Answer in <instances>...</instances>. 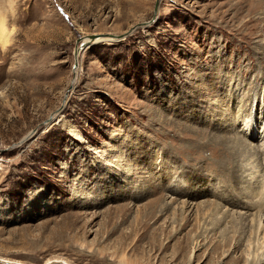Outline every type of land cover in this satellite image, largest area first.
Returning a JSON list of instances; mask_svg holds the SVG:
<instances>
[{
  "label": "rangeland",
  "instance_id": "1",
  "mask_svg": "<svg viewBox=\"0 0 264 264\" xmlns=\"http://www.w3.org/2000/svg\"><path fill=\"white\" fill-rule=\"evenodd\" d=\"M156 2L0 0V264H264V0H159L72 70Z\"/></svg>",
  "mask_w": 264,
  "mask_h": 264
},
{
  "label": "bare ground",
  "instance_id": "2",
  "mask_svg": "<svg viewBox=\"0 0 264 264\" xmlns=\"http://www.w3.org/2000/svg\"><path fill=\"white\" fill-rule=\"evenodd\" d=\"M1 19V18H0ZM10 34H11V31H9V30H7V28H6V26H5V21H4V19H1L0 20V42H1V44H2V46H3V48H5L6 46H7V44L9 43V40H10ZM101 40H111V39H109V38H98V39H96L93 43H97L98 41H101ZM88 40L87 39H84V40H82L81 42H87ZM78 56H79V54H78ZM78 71H79V64H78V66H77V69H76V71L74 72V74H76V73H78ZM76 77H77V75H76ZM75 82H77V81H75ZM67 98H68V96L66 97V100H67ZM253 118V117H252ZM252 120H254V118L252 119ZM59 122V121H58ZM189 122V121H188ZM224 123V122H223ZM225 124V123H224ZM244 124H246V125H244V130H246L247 129V124H249L248 123V121H246ZM64 126L66 127V129L68 130H70V133L74 136V138L78 141V142H80V143H84V144H87V142H86V140L84 139V137H83V135L80 133V132H78V131H76V130H74L73 129V127L72 126H70V125H68V124H64ZM254 129H252L253 130V132H251V139H255V137H256V135H257V129L255 128V127H253ZM243 133V132H242ZM264 133V132H263ZM217 134H214V137H215V140L217 139ZM262 136H263V134H262ZM261 136V137H262ZM264 137V136H263ZM250 139V140H251ZM237 141V140H236ZM233 143H235V144H237L236 146L238 147V151H237V157H239V150L241 149H243V148H241V147H243L244 145H243V143L242 142H239V141H237V142H233ZM235 144L233 145V146H235ZM87 149H90V150H93L92 149V147L91 146H88V148ZM96 158L97 159H99V160H102V161H104V162H106L107 164H109V162H110V160H108V154L107 153H104V152H97L96 153ZM257 159V158H256ZM134 160V159H133ZM258 160V159H257ZM225 162V161H224ZM109 165H111V164H109ZM131 166L129 167V168H127L125 171H122V173L125 175V176H132V174H135V172H134V169L132 170V167H134V165H132V164H130ZM234 165V164H233ZM117 167V165L115 164V165H112L111 167ZM119 166V165H118ZM226 167H228V166H226ZM235 170V169H234ZM250 170V169H249ZM119 171V170H118ZM121 174V173H120ZM123 174H121V175H123ZM256 174L258 175V178H259V171H257V170H252V172H249V175L248 176H250V182H251V180L252 179H254L255 178V176H256ZM116 175V174H115ZM256 182V181H255ZM257 187V186H256ZM261 203L263 204V207H264V197H262L261 198ZM262 219V218H261ZM262 222L260 221L259 222V226H258V228H260L261 226H262V224H261ZM262 245V244H261ZM193 254V253H192Z\"/></svg>",
  "mask_w": 264,
  "mask_h": 264
},
{
  "label": "water",
  "instance_id": "3",
  "mask_svg": "<svg viewBox=\"0 0 264 264\" xmlns=\"http://www.w3.org/2000/svg\"><path fill=\"white\" fill-rule=\"evenodd\" d=\"M158 4H159V0H157V2H156V5L154 7V15H153L152 19L149 22L138 24L134 28L130 29L128 32H126L123 35H119V36L109 35V34H105V35H90L88 37L80 39V41L78 42V46L75 48V51H74V64H73L72 70L75 72V70L77 69V66H78V54L80 53V51L86 49L96 39H98V38H109L111 40L119 41V40L123 39L124 37L128 36L129 34H131L135 29L140 28V27H147L148 25L153 23L155 18H156V15H157ZM84 39H87L88 41L87 42H81ZM74 79H75V77H74ZM52 120L53 119H52V116H51L49 118V120L46 121L44 124H47V123L49 124V123L52 122Z\"/></svg>",
  "mask_w": 264,
  "mask_h": 264
}]
</instances>
